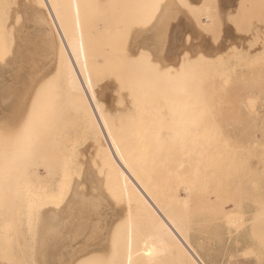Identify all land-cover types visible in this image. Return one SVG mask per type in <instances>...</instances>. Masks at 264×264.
<instances>
[{"label": "rangeland", "instance_id": "obj_1", "mask_svg": "<svg viewBox=\"0 0 264 264\" xmlns=\"http://www.w3.org/2000/svg\"><path fill=\"white\" fill-rule=\"evenodd\" d=\"M160 20L162 24L163 21L166 23L168 20L169 30L165 35L158 30ZM209 33L217 37L214 42L208 43L200 39ZM186 36H191L192 40L189 42L187 39H182ZM81 42L84 47L80 46ZM50 44L54 47H49ZM45 46L48 47L47 50H52V53L49 51L46 56H44ZM19 47L23 49L20 53H18ZM37 48L45 49L43 55L36 54ZM28 49H33L32 55L29 54ZM192 52L197 53L202 59L197 60L191 55ZM186 55L190 57L189 60L185 59ZM53 56L57 57V60L52 59ZM55 68L56 72L59 68V72L54 74ZM51 69H53L52 73ZM48 70L54 74L52 77L49 74L51 78L46 72ZM41 72L43 75L46 72L43 76L46 82L44 79L42 83L36 80L42 76ZM89 74L91 77L94 76L95 85L87 83ZM169 75L182 77V81L188 84L191 91L186 90L185 84L186 88L182 87L184 93L180 96L174 91L171 93L170 87L164 86ZM31 76L32 80H35L33 84L37 87L46 83L42 86L41 96L46 97L44 99L49 102L48 107H30V104L28 105L30 108L18 107L20 115L21 110L24 114L21 119L17 120L15 117L10 123L11 121L6 118L11 112L4 111L5 108L10 109L5 107L8 99L0 103L2 108L5 103L4 112L0 108L1 118L10 121L4 123L0 118L2 122L0 123V264H47L46 250L51 245L45 244L48 227L42 218V208L47 206L48 197L52 194V199L58 198L51 201V206L57 208L60 204L56 209L59 212L60 208H66L64 206H72V210L67 206L69 211H64L65 215L62 213L59 219L70 215L73 205L75 210L78 208V211H73L76 216L71 217V214L68 219L65 218V221L63 219L57 222L55 219V222L50 224L53 228L54 226L63 228L67 223L70 229L68 235L58 238L54 235L47 236L48 240L54 238L53 240L67 243L69 246V250L65 252L67 264H71L72 261L74 264H126L127 259L131 260L129 264H143L142 260L137 261L136 255L130 254L131 251L126 245L129 241L125 242V249L122 243L124 242L122 236L128 226L127 221L123 224L122 222L125 218L128 220L127 215L120 217L119 220L122 218L123 220L117 222L118 226L122 224L119 226L121 228H118L116 223L117 227H110L113 228V235L114 230L118 228L115 233L116 238L112 234L108 235L111 229L106 228L105 222L108 218L105 214L122 207L124 201L119 200L122 204L118 202L115 208V203L109 204L113 200H109L108 192L104 191L107 187L109 193L114 192L110 194L115 201L116 197L118 199L123 197L104 184L106 172L99 159L96 160L92 153L82 157V149L91 142L92 137L107 139L108 134H111L113 139H131L140 142V150L149 168L151 179L148 181L153 182L152 185L156 189L165 192L166 201L167 199L172 201L169 206L173 215L175 212L174 218L179 219L177 220L179 222L183 220L180 223L183 225L180 232L186 230L185 233L178 234L184 243V246L180 247L185 249L192 245L198 264H237V261L242 264H264V214H261L264 209V0H0V90L1 82L4 80L9 79L10 83L17 84L16 82ZM39 79L41 80V77ZM53 80L54 82L51 83ZM28 83L31 86L32 81L28 79ZM135 85L142 87L140 88L142 92L139 88L135 90ZM35 90L33 91L36 94ZM185 90L188 93H185ZM33 91L29 96L31 100L34 96ZM162 92L164 95L161 94ZM122 93V97L119 96ZM127 93L135 96L136 103L141 100L139 94L141 98L145 95L147 101L142 98V102L139 101L141 103L137 105ZM170 93L171 99H169ZM102 95L106 96L103 98ZM148 95L151 103L146 104ZM96 96L99 102L95 100ZM174 96L176 99L173 98ZM177 96L180 99H177ZM194 97L195 99H192ZM72 98L75 100L74 103L71 101ZM129 99L134 102L131 103ZM155 100L157 101L154 102ZM167 100L169 102L173 100V104L171 102L167 104ZM76 101L78 104L75 103ZM7 102L9 104V101ZM143 103L146 105L144 106ZM133 104L135 107L141 104L143 106V109L141 108L143 111L137 108L138 114L141 111L137 118L145 114L147 117L152 115L151 112L148 115L149 109L146 107L167 108L166 111L163 109L165 114L159 112L162 108L157 110V115L153 113L152 116L156 119L153 118L154 122L152 118L146 117H144L146 121L143 118V120L136 118L134 121L135 118H132L137 116V113L135 116L129 115V111L127 113L123 108L133 107ZM193 106L194 108H191ZM100 108L112 109L110 113L107 112L109 121L115 114L118 117L122 116L123 112L129 115L125 120L135 122L134 129H138L139 132H133L131 125L125 127L124 124L127 122L122 124L124 115L122 119L114 116L110 126H103L97 119L98 122L94 121V113ZM118 108L124 111L119 112L121 110ZM146 109L147 113L143 114ZM42 111H46L45 115L50 111L51 115L44 117ZM33 112L34 115L35 112L38 113L34 120L31 119ZM3 113L6 115L4 116ZM56 113L60 118L55 115ZM164 115L170 119H165ZM114 118L119 120L116 122ZM141 121L142 125H139ZM113 123L115 125H112ZM157 132L161 133L158 135ZM162 132L164 139L160 141L166 148L163 146L160 149L154 146L157 142V145L161 144L156 140L161 138ZM165 133H170L166 135L170 142L165 139ZM143 144L144 146H141ZM92 158L95 163H92ZM9 161L18 167L12 169L14 167L10 165L12 166L10 168ZM4 164L6 165L3 166ZM90 165L92 167L89 168ZM93 165L97 168L96 172L100 170L101 175L99 171V174L94 171ZM6 168L12 170L6 172ZM91 168L93 171L88 172ZM93 172L103 178L99 176L103 183L100 179L98 181L99 185L102 184L100 189L105 185L103 193L99 188L97 189L98 184L95 185L97 177ZM53 173L55 175L52 176ZM91 174L93 180L88 179L91 178ZM85 178V182L87 179L91 181L85 183L83 182ZM55 179L64 182L60 191L63 194L58 191L51 193L52 189H57ZM74 179L80 182L79 187L81 185L84 187H80L83 191L80 188L77 190L81 192V195H78L82 196L85 189L83 196L90 197L86 200L82 196L79 199L82 204L75 203L77 208L74 202L78 200L72 201L73 194L70 197L71 192L73 193ZM93 186L96 189L93 190ZM86 187H90L89 190L92 188L91 190L96 193L91 190L89 192ZM99 190L100 195L95 198L94 194ZM211 191L215 192L211 193ZM104 193L107 194L105 196L109 203ZM8 198L13 200L10 202L15 206L6 202ZM67 200L73 204L66 205ZM84 201L89 203L86 205ZM59 202L62 203V207ZM7 205H12L14 209ZM103 217L106 218L105 221ZM133 217L128 218L131 220ZM133 220L134 223L138 222V219ZM232 220L235 222V227L238 226L240 229L232 226ZM60 224L61 226H58ZM254 230L255 233L259 231L257 233L259 238H256ZM102 232L104 242H108L106 239L109 236H113L114 240L118 241L113 242V245L109 242L112 247L114 246L115 251L110 247L114 252L106 247L110 246L105 245L106 243L103 247H99L101 251L96 250L99 241L103 245L101 236L99 237ZM111 238L109 237L110 240ZM184 239L187 242L183 241ZM166 244L169 250L168 241ZM80 245L83 246L81 251L76 247ZM105 247L107 249H104ZM164 249L166 252L165 247ZM110 256L115 258L112 259L113 262ZM161 262L176 264V260L171 255H167L159 263Z\"/></svg>", "mask_w": 264, "mask_h": 264}, {"label": "bare ground", "instance_id": "obj_2", "mask_svg": "<svg viewBox=\"0 0 264 264\" xmlns=\"http://www.w3.org/2000/svg\"><path fill=\"white\" fill-rule=\"evenodd\" d=\"M30 1V0H29ZM32 3V2H31ZM24 6V5H23ZM29 6V5H28ZM20 7H21V5H20ZM19 9V8H18ZM28 9V8H27ZM30 9V8H29ZM25 15H27V14H25ZM161 17V16H160ZM161 20H163V19H161ZM160 20V21H161ZM165 20V19H164ZM168 21V20H167ZM166 21V23H165V21H163V24H162V21H161V23H159L158 25H159V27H158V30L160 31V33L161 34H163V35H165L166 33H167V30H169V28L167 27V22ZM157 24V23H156ZM81 40V39H80ZM32 44V43H31ZM34 45V44H33ZM33 45H32V47H33ZM48 45V44H47ZM50 46H53V44L51 45H49V47ZM80 46L81 47H84V44L81 42L80 43ZM28 47H31V45H28ZM46 47V46H45ZM44 47V48H45ZM54 47V46H53ZM55 47H56V45H55ZM40 49V48H37L36 49V54L37 55H39V54H42V52H44L43 50H45V49ZM47 48L48 47H46V51L44 52L45 54H44V56H46L47 55V53L49 52V53H52L51 51L52 50H47ZM52 48V47H51ZM19 52L18 53H20L23 49L21 48V47H19ZM53 50H55V49H53ZM4 52V51H3ZM28 52H29V54L30 55H32L33 54V49H28ZM54 53V52H53ZM58 53H59V51H58ZM168 53H169V51H168ZM55 54V53H54ZM53 54V55H54ZM64 54V53H63ZM174 55H175V53H173ZM43 55V54H42ZM41 55V56H42ZM50 56L52 55V54H49ZM62 55V54H61ZM44 56H43V58H44ZM56 56H57V52H56ZM54 58H52V59H56L57 60V57H55V56H53ZM50 57L48 56V59H49ZM44 59H46V58H44ZM51 62H54V60H51ZM56 63H57V61H55ZM97 63H99V62H97ZM55 66V65H54ZM53 67V66H52ZM51 67V68H52ZM56 67V66H55ZM54 68V67H53ZM52 70L53 69H51V73H52ZM49 71V70H48ZM48 71H46L47 72V74L49 75H51V77H52V75H54L55 73H57V72H59V68H58V70H57V72H56V68H55V70H53V72H54V74H51L50 73V71L48 72ZM46 72H44L45 74L43 75V73L41 74L42 76H39L38 77V75H37V77H38V79L41 77V80L39 79H36L39 83H42V80L44 79V77L43 76H45L46 75ZM36 74V73H35ZM34 74V75H35ZM38 74V73H37ZM40 74V73H39ZM33 75V74H32ZM50 75H49V78H51L50 77ZM57 76V75H56ZM55 76V77H56ZM33 77H35V76H33ZM47 77V76H46ZM88 79H87V83L89 84H92V85H95V80H94V76L93 77H91L90 76V74L88 75ZM54 78V77H53ZM28 79H29V81H32V83H31V86L29 85V83H28ZM34 79V78H33ZM182 77H180V76H173V75H169V76H167L166 77V80H165V82L167 83V85H166V83H165V85L164 86H167L172 92L171 93H173V91L175 92V94L176 95H178V96H180L182 93H184V88H186V90L187 91H189V86H188V84H186L185 82H183L182 81ZM45 81L44 82H46L47 80L46 79H44ZM55 80V79H54ZM54 80L51 82V83H53L54 82ZM109 80V79H108ZM35 81V80H34ZM33 80H32V76H31V78H23L20 82H16L17 84H12V83H10L11 81L8 79L7 81H3V82H1V84H2V89L0 90V103H2V101L4 102V100L5 99H8L7 101H9V104H8V102L6 101V105L7 106H5V107H8V108H10L9 110H6V108L4 107V104H3V108H2V105H1V107L0 108H2L1 110H2V112H4V111H9V112H11L10 114H7L8 115V118H6V120H10V121H6V123L7 122H10V123H12V121H13V119L16 117L17 118V120L18 119H21V116H22V114H24V111L22 112V110H21V115H20V111L18 110V107H35V106H38V107H46L47 105H49L48 103V101L47 100H45L44 98H46V97H44L43 98V96H41L42 95V86L44 85V84H46V83H43V84H40V86L38 85V87H37V85H35V84H33V82H34ZM36 83V82H35ZM110 83V82H109ZM5 86H4V85ZM7 84V85H6ZM98 84H100V83H98ZM97 84V85H98ZM103 84V83H102ZM185 84L187 85L186 87H185ZM34 85L37 87V91L35 90L36 88L34 87ZM104 85V84H103ZM112 85V84H111ZM52 86H54L53 84H52ZM124 86V85H123ZM184 86V87H183ZM40 87V88H39ZM103 87V86H102ZM119 87H121V85H119ZM118 87V88H119ZM131 87V86H130ZM182 87H183V89H182ZM39 88V89H38ZM132 88H133V86H132ZM136 88H139L138 87V85L136 86L135 85V87H134V89L136 90ZM141 89H142V87H140ZM140 88H139V91H141L140 90ZM131 89V88H130ZM165 89H167V88H165ZM33 90H35L36 91V94L34 93V91ZM119 90V89H118ZM117 90V91H118ZM125 90V89H124ZM134 90V91H135ZM185 90V93L187 92ZM32 91H33V97H31V98H33L32 100L30 99V97L29 96H31L30 94L32 93ZM103 91V90H102ZM129 91V90H128ZM168 90H166V92H167ZM190 91H191V89H190ZM123 92V91H122ZM125 92V91H124ZM131 92H133V91H130V93ZM136 92H138V91H136ZM142 92V91H141ZM170 92V91H169ZM195 92V91H194ZM97 93V92H96ZM102 93V92H101ZM104 93H106V92H103V94ZM164 92H162L161 94H163ZM171 93H170V95H169V97L171 96ZM188 93V92H187ZM199 93V92H198ZM117 94V93H116ZM127 94H129V93H127ZM144 94H145V92H144ZM146 94H148V93H146ZM156 94H158L159 95V93H156ZM161 94H160V96H161ZM167 94V93H166ZM195 94V93H194ZM97 95V94H96ZM122 95H123V93L121 94V95H119V96H121L122 97ZM130 96H131V98H133V100L135 101L136 99H134L135 98V96L133 95L132 96V94H129ZM136 95H137V93H136ZM164 95V94H163ZM175 95V96H176ZM184 95H188V94H184ZM75 96V95H74ZM106 96V95H105ZM104 95H102V97L104 98L105 97ZM130 96H129V98H130ZM141 95L139 94V98L142 100V98L144 99L145 98V95H144V97H140ZM153 96V95H152ZM159 96V97H160ZM166 97H167V95H165ZM164 96V97H165ZM172 96H173V94H172ZM173 97V98H175L176 99V97ZM177 96V99L179 98ZM99 97H100V95H99ZM187 97V96H186ZM189 97V96H188ZM191 97V96H190ZM196 97V96H195ZM195 97L194 98H192V99H195ZM200 97V96H199ZM74 99H75V97H73ZM72 98V102L73 101H75L74 99ZM153 98V97H152ZM172 98V99H173ZM198 98V97H197ZM203 98V97H202ZM202 98H201V100H202ZM114 99V98H113ZM126 99H127V97H126ZM146 99V101H147V97L145 98ZM156 99V98H155ZM157 99H159V98H157ZM161 99V98H160ZM163 99V98H162ZM168 99V98H167ZM169 99H171V97L169 98ZM168 99V100H169ZM174 99V100H175ZM180 99V98H179ZM95 100L97 101V102H99V98H98V96H96L95 97ZM130 100V99H129ZM132 100V101H133ZM141 100H139V101H141ZM150 100H151V94H150ZM149 100V95H148V102H146L145 100V102H146V104H148V103H151V102H149L150 101ZM165 100V99H164ZM167 100V101H168ZM186 100H187V98H186ZM189 100H190V98H189ZM189 100H188V102H189ZM200 100V101H201ZM258 100V99H257ZM119 101V100H118ZM121 101V100H120ZM133 101V102H134ZM138 101V103H136V101L134 102V103H136L137 105H139L141 102H139ZM143 101V102H144ZM157 100H155L154 102H156ZM172 101L173 100H171L170 102L172 103ZM179 101V100H178ZM181 101V100H180ZM193 101V100H192ZM31 102V103H30ZM65 102V101H64ZM121 102H124V101H121ZM130 102H131V100H130ZM133 102H131V103H133ZM164 102H166V100L164 101ZM164 102H160V103H164ZM169 101H168V103L167 104H169L170 103ZM175 102V101H174ZM191 102V101H190ZM194 102V101H193ZM196 102L197 101H195V104H196ZM254 102H256V101H254ZM74 103V102H73ZM76 104H78L77 103V101L75 102ZM115 103V102H114ZM118 103V102H117ZM127 103H128V100H127ZM201 103V102H200ZM199 103V104H200ZM251 103V102H250ZM30 104V105H29ZM46 104V105H45ZM129 104V103H128ZM146 104H144L143 103V105L145 106ZM165 104V103H164ZM163 104V105H164ZM173 104V103H172ZM178 104H180V102L178 103ZM203 104V103H202ZM252 104H253V102H252ZM251 104V105H252ZM29 105V106H28ZM55 105V104H54ZM134 105V104H133ZM142 105V104H141ZM140 105V106H141ZM192 105V104H191ZM132 106V105H131ZM135 107V105L133 106V107H123V108H125L126 109V111H127V113H128V111H129V115H136V113L138 112L137 111V108L139 109H141L143 106H141V107ZM166 106V105H165ZM185 106V105H184ZM190 106V104H188V107ZM196 106V105H195ZM198 106V105H197ZM249 106H250V104H249ZM256 106V105H255ZM29 107V108H30ZM48 107V106H47ZM179 107V106H178ZM187 107V106H186ZM206 107V106H205ZM251 107H253L254 109H255V107L252 105ZM5 108V109H4ZM117 108V107H116ZM147 109H149V112H148V115H149V113L151 112L152 113V115L154 116V114L155 115H157L158 113H157V110L160 108V110H161V108L162 107H157L158 109H156V107H146ZM154 108H155V110H154ZM167 107H165V109H166ZM185 108V107H184ZM191 108H194V106L193 107H191ZM203 108V107H202ZM3 109H4V111H3ZM97 109V108H96ZM99 109V108H98ZM112 109H114L113 107H112ZM112 109H110V110H108V108H104V110L102 111L101 110V108H100V110H96V112H95V109L93 110V113H94V116H93V118L95 119L94 121H96V119L97 120H99L100 122V124H102L103 126H106V125H111L110 124V121H112L111 119L115 116H117L115 113H113V114H115L111 119H110V121H109V119L107 118V112H109L110 113V111L112 110ZM119 109V108H118ZM136 109V110H135ZM143 109V108H142ZM141 109V110H142ZM146 109V111L143 113V114H145V113H147V110ZM151 109V110H150ZM163 109H164V107L162 108V111H159V112H164V111H166L165 109H164V111H163ZM11 110V111H10ZM29 110V109H28ZM119 110H121V109H119ZM130 110H132L131 111V113H130ZM152 110H154V112H152ZM115 111H117V110H115ZM124 110H121V111H119V112H123ZM136 111V112H135ZM143 111V110H142ZM156 111V112H155ZM9 112H6V113H9ZM62 112V111H61ZM64 112V111H63ZM113 112V111H112ZM118 112V113H119ZM141 112V111H140ZM140 112H139V114L137 113V116H135V117H133L132 119H134V121L136 120V118L137 117H139L138 115H140ZM182 112V111H181ZM192 112V111H191ZM190 112V113H191ZM198 112V111H197ZM207 112V111H206ZM209 112V111H208ZM0 113H1V111H0ZM6 113H3V115L5 114L6 115ZM41 113H44L43 114V116L46 114V111H42ZM51 112L49 111V113L48 114H50ZM57 113H58V111H57ZM55 114L57 117H59V115L58 114ZM154 113V114H153ZM157 113V114H156ZM167 113H168V115L170 116V112H168V109H167ZM180 113V112H179ZM194 113H195V111H194ZM32 114V113H31ZM38 115V113L37 112H35V115ZM48 114L47 115H45V116H48ZM53 114V113H52ZM123 115H124V117H122V116H117V118H119V119H122L123 118V120L124 121H122V120H120V121H122V124H124V123H126L128 120H125V119H127V117L129 116H127V114L125 115V113L123 112L122 113ZM161 114V113H160ZM163 114H165V113H163ZM205 114V113H204ZM209 114H210V112H209ZM208 114V115H209ZM4 115V116H5ZM35 115H34V112H33V115H32V117H31V119L32 120H34L35 119ZM42 115V114H41ZM51 115V114H50ZM54 115V116H55ZM119 115V114H118ZM147 114H145L144 116H142V117H140L141 119L143 118L144 119V117H146L147 119H149V118H152V122H154V117L151 115H149V117H147L146 116ZM162 115V114H161ZM197 115H199V113L197 114ZM1 116L2 115H0V118H1ZM39 116H40V112H39ZM38 116V118L39 119H41L42 120V118H40ZM42 116V117H43ZM44 116V117H45ZM54 116H53V118H54ZM56 116H55V118L54 119H56ZM97 116V117H96ZM100 116V117H99ZM125 116H126V118H125ZM165 116V119L166 118H168V117H166L167 115H164ZM193 116H194V114H193ZM192 116V117H193ZM211 116H213V114L211 115ZM61 117H64V116H61ZM122 117V118H121ZM156 117V116H155ZM158 117H159V115H158ZM161 117V116H160ZM186 118H187V116H185ZM195 117H196V115H195ZM34 118V119H33ZM60 118V117H59ZM99 118V119H98ZM140 118H137V119H139V120H141ZM146 118L144 119L145 121H146ZM154 118V119H153ZM179 118V117H178ZM188 118H190V117H188ZM202 118H204V117H202ZM212 118V117H211ZM1 119H3V118H1ZM5 119V118H4ZM4 119L2 120V121H4ZM28 119V118H27ZM44 120H46V118H43ZM115 119V118H114ZM113 119V120H114ZM118 119V120H119ZM130 119H131V117H130ZM142 119V120H143ZM168 119H170V118H168ZM193 119V118H192ZM59 120V119H58ZM68 120V119H67ZM116 120V119H115ZM118 120H116V122L118 121ZM139 120H138V122H139ZM156 120V119H155ZM159 120V119H158ZM190 120V119H189ZM196 120V123H197V119H195ZM5 121H4V123H5ZM37 121H39V120H37ZM36 121V122H37ZM150 121V123H151V120H149ZM185 121V120H184ZM40 122H42V121H40ZM96 122H98V121H96ZM114 122V121H113ZM0 123H2L1 121H0ZM119 123V122H118ZM117 123V125H119ZM128 123H130V124H128ZM135 123V122H134ZM134 123H132L130 120H129V122H127L126 124H124L125 125V127H126V125H127V127L128 126H130L131 125V127H133L132 128V130H133V132H135L136 131V133L137 132H139L138 131V129L136 130V129H134V127H136V126H133V124ZM140 123V122H139ZM161 123H163V122H161ZM166 123H168V122H166ZM204 123V122H203ZM121 124V123H120ZM154 124H156V123H154ZM153 124V125H154ZM112 125H115L114 123L112 124ZM136 125H138L137 123H136ZM139 125H142V121H141V124H139ZM158 125V124H157ZM166 125V124H165ZM192 125H194V124H192ZM196 125H198V124H196ZM201 125V124H200ZM156 126V125H155ZM162 126H164V125H161V127ZM195 126V125H194ZM131 127H129V129L131 128ZM147 127V126H146ZM152 127V126H151ZM174 127V126H173ZM188 127V126H187ZM189 127H190V125H189ZM198 127V126H197ZM206 126L204 125V128H205ZM137 128H138V126H137ZM140 128H141V126H140ZM148 128H149V126H148ZM159 128V127H158ZM194 128V127H193ZM208 128V127H207ZM160 129V128H159ZM163 129H164V127H163ZM194 129H197V128H194ZM202 129V128H201ZM206 129V128H205ZM128 130V129H127ZM132 130L130 129V133L132 134L133 132H132ZM193 130V129H192ZM198 130V129H197ZM145 131V130H144ZM165 131V130H164ZM187 131V130H186ZM196 131V130H195ZM165 132H168L167 130L165 131ZM170 132V131H169ZM171 132H172V130H171ZM181 133L183 132V131H180ZM203 132V131H202ZM126 133V132H125ZM147 133H151V132H147ZM161 132H159V134H160ZM157 134H158V132H157ZM158 134V135H159ZM170 134V133H169ZM169 134H167V133H165V137H166V135H169ZM172 134V133H171ZM164 135V133L162 132V136ZM182 135V134H181ZM199 135V134H198ZM206 135V134H205ZM211 135V134H210ZM137 136H139L138 134H137ZM146 136V135H145ZM150 136V135H149ZM162 136H161V138L159 139V140H156V141H160L161 139H164V136H163V138H162ZM172 136V135H171ZM153 137V136H152ZM107 139H97V138H94V137H92L91 138V142L87 145V146H85L83 149H82V157H84V156H89V153H92V155L96 158V160L97 159H99L100 161H101V164H102V167L105 169V174H106V176H105V179L103 180V181H105L104 182V184L107 186H109L112 190L111 191H115V192H117L118 194H120L122 197H123V199H118L117 197L115 198V199H117L116 201L114 200V198L113 197H111V194L110 193H114V192H110L109 193V191H107L108 189H107V187H106V190L104 191L103 190V186H104V188H105V185H103L102 186V189H100V185H102V184H100L99 185V183H98V181H100V182H102L103 183V181H102V177L100 176L101 175V173H100V170H98L99 171V173H100V177L102 178V179H100L99 178V176H97V174H99L98 173V171L96 172V169L97 168H95V164L93 165V167L95 168V172L97 173H95V172H93L94 174L93 175H95L97 178H98V180H96L97 178L94 176V178H96L95 179V181H97V182H95L96 184L95 185H97L96 187H97V189L99 188L100 190H101V192L102 191H104V192H108V195L106 194V193H104L103 195H104V197H105V199H106V197L108 196L109 197V200H113V201H110V203L108 202V200L106 199V201L109 203V204H111L112 202L113 203H115L113 206L116 208V204L119 202V203H121L122 204V202L124 203V205L122 204V207H117L116 209H113V210H111V211H109V212H107L105 215H106V217L108 218L107 220H106V224H107V226H106V228H108L109 227V229H111V231H112V233H111V231H109L108 233V235H110V234H112L113 235V228H110V227H113V226H116V224H117V222L118 221H122L123 220V218H122V220H119V219H121L120 217H124L125 215H127V219L128 220H126V218L124 219L125 221H123L122 222V224L123 223H125L126 221L128 222V226H127V228H126V231H125V233H124V235L122 236V237H124L123 239H124V242H122V241H119V242H122L123 244H124V249H125V242L126 241H129V244H126L127 246H128V249H129V251H131V255L132 256H134V255H136L137 256V261L138 260H142L143 261V264H160L159 262L160 261H162V259L163 258H165L167 255H171V256H173V258L176 260V264H177V262L179 263V264H198L199 262H197V260L195 259V249H194V247L191 245V246H189L190 244H187V246H189V247H185V249H183L184 247H180L181 245L182 246H184L183 244V242L180 240V238H179V235L178 234H180V233H183L184 231H186V230H183L182 232H180L181 231V225H180V223L181 222H183V220L181 221L180 220V222L179 221H177V220H179V219H176V218H174L175 216V212H174V215H173V213H172V211H171V209H170V206H169V204L172 202H170V199H167V201L165 200L166 199V197H165V192L163 191V190H158V189H156V187H154L153 185H152V183L151 182H149L148 180L149 179H151L150 178V176H149V173H148V170H149V168H148V164L146 163L147 161H145V158H144V155L142 154V151L140 150V145H139V143L140 142H138V140H120V139H113L112 138V135L111 134H108L107 135V137H106ZM145 138H147V137H145ZM154 139H155V137H153ZM169 137H166L165 139H168ZM212 138V137H211ZM127 139V138H126ZM142 139H143V137H142ZM150 139H152V138H150ZM154 139H153V141H154ZM141 140V138L139 139V141ZM144 140V139H143ZM169 140V139H168ZM179 140V139H178ZM149 141V140H148ZM151 141V140H150ZM166 141V140H165ZM145 142H147V141H145ZM169 142H170V140H169ZM76 143V142H75ZM158 143V142H157ZM157 143H156V145L154 146V147H159L160 149H161V147L163 148V146L165 145V144H163L162 145V143H161V141H160V145L158 144L157 145ZM209 143V142H208ZM227 144V143H226ZM145 145H146V143H145ZM162 145V146H161ZM171 145V144H170ZM141 146H144V144L143 145H141ZM172 146V145H171ZM165 148H166V146H164ZM169 147V146H168ZM173 147V146H172ZM73 148V147H72ZM176 148V147H175ZM93 149V150H92ZM141 149H143V148H141ZM156 149V148H155ZM168 149V148H167ZM147 150V149H146ZM150 150V149H149ZM154 150V149H153ZM141 151V152H140ZM161 151V150H160ZM146 152V151H145ZM169 152V151H168ZM208 152V151H207ZM149 154H151L150 152H148ZM157 153V156L159 155L158 154V152H156ZM154 154H155V152H154ZM5 156V155H4ZM3 156V157H4ZM92 156V157H93ZM155 156V155H154ZM157 156H156V158H157ZM153 157V156H152ZM8 158V157H7ZM91 158V157H90ZM4 159H6V158H4ZM93 159V158H92ZM152 159H154V158H152ZM11 160V159H10ZM98 160V161H99ZM12 161V160H11ZM19 161V160H18ZM149 161V160H148ZM162 161V160H161ZM207 161V160H206ZM218 161V160H217ZM92 162V161H91ZM5 163V162H4ZM10 163V164H9ZM9 163H8V165L10 166V165H12L14 168H12V166H10V168H12V169H15V168H17L18 166H16V164L15 163H13V164H11V162L9 161ZM19 163V162H18ZM92 163H95L94 162V159H93V162ZM91 163V164H92ZM15 164V165H14ZM97 164H98V162H97ZM170 164V163H169ZM181 164V163H180ZM204 164V163H203ZM6 164H4L3 166H5ZM99 165V164H98ZM181 165H183V163L181 164ZM100 166V165H99ZM90 167H92L91 165L89 166V168ZM149 167H152V166H149ZM159 167V166H158ZM230 167V166H229ZM7 169L6 168V172H8V170H12V169ZM1 169H3V168H1ZM99 169V168H98ZM151 169V168H150ZM157 169H159V168H157ZM5 170V169H4ZM163 170V169H162ZM91 171H93V169L91 168V170H89L88 169V172H91ZM206 171V170H205ZM1 172H3V171H1ZM102 172V171H101ZM104 174V175H105ZM153 174V173H152ZM155 174V173H154ZM159 174V173H158ZM2 175V174H1ZM50 174H48V176H49ZM52 176L53 175H55V173H53V174H51ZM52 176H50L51 178H52ZM87 176H88V174H87ZM91 176V178L89 177H86V178H88V179H92V174L90 175ZM159 176H161V175H159ZM86 178L83 180V182H85V180H86ZM162 178V177H161ZM65 179V178H64ZM88 179H87V181H88ZM100 179V180H99ZM56 180V184H57V189H52L51 190V193H54V192H60L61 191V189H63L62 188V184L64 183L62 180H58V179H55ZM54 180V181H55ZM76 180H78V178L76 177ZM76 180L74 179V182H73V184H72V191H73V193L71 192V194H70V197H72L71 195L73 194V202H74V200L76 201V200H78V201H76V202H74V204L75 203H78L79 202V199H81L82 198V196L84 195V193H85V189H84V192H82L83 194H82V196H80L81 194V192L80 191H78L77 192V190H79V188L82 186H80L79 187V185H80V182L78 183V181L76 182ZM93 180V179H92ZM80 181V180H79ZM86 181V182H87ZM91 181V180H90ZM90 181H88V182H90ZM50 182H53V181H50ZM82 182V181H81ZM82 182V183H83ZM85 182V183H86ZM81 183V184H82ZM93 182H91V184H92ZM163 183V182H162ZM204 183V182H203ZM87 184H89V183H87ZM89 186H92V185H89ZM66 188V187H65ZM82 188H84L83 186H82ZM82 188H80V190L82 189ZM86 188H88V187H86ZM90 188V187H89ZM89 188L87 189V190H89ZM94 186H93V190H94ZM70 189V188H69ZM92 189V188H91ZM90 189V190H91ZM96 189V188H95ZM86 190V191H87ZM90 190H89V192H90ZM93 190H91L92 192H93ZM100 190H99V192L97 193V194H94V195H96V196H94L95 198L97 197V195L100 193ZM70 191V190H69ZM82 191H83V189H82ZM98 191V190H97ZM185 191V190H184ZM63 192V191H62ZM91 192V193H92ZM186 192V191H185ZM188 192V191H187ZM213 192H215V191H211V193H213ZM217 192V191H216ZM61 193V192H60ZM93 193H96V191L95 192H93ZM93 193H92V195H93ZM103 193V192H102ZM101 193V194H102ZM170 193V192H169ZM61 194H63V193H61ZM78 194H80V195H78ZM88 194V193H87ZM105 194L107 195V196H105ZM2 195H4V193L2 194ZM53 195V194H52ZM51 195V196H52ZM57 195V194H56ZM91 195V196H92ZM100 195V194H99ZM98 195V196H99ZM110 195V196H109ZM51 196L50 197H48V200H47V206H45V207H41L42 209H43V216H42V218H43V221L45 222V225L48 227V230H47V228H45L44 230L46 231L47 230V234H46V239H47V241L45 242V244L46 245H48V244H50L51 246L50 247H47L48 249L46 250L47 251V264H67L68 263V261H67V255L65 254V252H66V250H69L68 249V247L69 246H67V243L66 242H63V241H56V239L55 240H53L54 238H51L50 240H48V237L47 236H50V235H54L55 237H62V236H66V235H68L69 234V232H70V229H68V224L67 223H65L66 225L65 226H63V228H60V227H58V228H56L55 226H54V228H56V229H54L52 226H50V224L51 223H54L55 221V219H57V222H58V220H59V222H60V220L62 221L63 219V221H65L66 219H68L69 218V216H71V214H72V216L71 217H73V215L74 216H76L75 214H74V212L75 211H78V208H77V205H79V204H82V203H78L77 205H76V208H77V210H75L74 209V205H73V211H72V213L71 212H69V214L70 215H67V216H63L62 217V219H59L60 217L59 216H61L62 215V213L64 214V211H66L67 210V204L69 203L70 204V202L68 201H66L67 203H66V205L67 206H64V207H66L65 209H63V208H60V212L58 211V210H56V209H58V207L60 206V204H59V206L56 208H54L53 206H51L52 205V200H57V198L56 199H54L55 197H53V199L51 198ZM55 196V195H54ZM58 196H61V195H58ZM102 196V195H101ZM114 196V195H113ZM188 196V195H187ZM210 196H212V195H210ZM84 197V199L86 198V196H83ZM88 197L89 196H87V198H86V200L88 199ZM103 197V198H104ZM111 197V198H110ZM207 197V196H206ZM59 198H63V197H59ZM72 198H69V200H71ZM90 198V197H89ZM1 199H3L2 197H1ZM11 199H13L12 198V196H11ZM10 198H8V201H6V202H9V204L10 203H12V202H10V200H11ZM177 199H178V197H177ZM215 199V198H214ZM17 200V199H16ZM102 200H104V199H102ZM119 200H121V201H119ZM179 200V199H178ZM209 200V199H208ZM211 200V199H210ZM11 201H13V200H11ZM59 201V200H58ZM89 201V200H88ZM86 202V201H84V203L86 202V205L89 203V202ZM115 201V202H114ZM212 201V200H211ZM82 202V201H81ZM98 202V201H97ZM230 202V201H229ZM54 203V202H53ZM59 203H61V202H59ZM95 203V202H94ZM107 203V204H108ZM176 203V202H175ZM231 203V202H230ZM229 203V204H230ZM71 204H73L72 202H71ZM71 204H70V206H71ZM241 204V203H240ZM12 205L13 206H15L13 203H12ZM12 205H7V206H9V208H13V206ZM84 205V204H83ZM55 206V205H54ZM81 206V205H80ZM79 206V207H80ZM92 206V205H91ZM90 206V207H91ZM109 206V205H108ZM118 206V205H117ZM171 206H172V204H171ZM61 207H62V203H61ZM69 207V206H68ZM84 207V206H83ZM69 208H71L70 210H72V206L71 207H69ZM69 208H68V210H67V212L69 211ZM212 208V207H211ZM14 209V208H13ZM62 209V210H61ZM177 209V208H176ZM176 209H174V210H176ZM41 211V210H40ZM178 211H179V209H178ZM177 212V211H176ZM261 212H263V213H261L262 215L264 214V209H263V211H261ZM39 214H41V213H39ZM85 214V213H84ZM83 214V215H84ZM87 214V213H86ZM85 214V215H86ZM177 214V213H176ZM65 215V214H64ZM258 215H260V214H258ZM257 215V216H258ZM40 216V215H39ZM88 216V215H87ZM132 217V216H134L131 220L128 218V217ZM177 216V215H176ZM181 216V215H180ZM231 216H233V215H231ZM86 217V216H85ZM100 217H102V216H100ZM126 217V216H125ZM183 217V216H182ZM236 216L234 215V218H235ZM256 217V216H255ZM260 217H263V216H260ZM37 218V217H36ZM41 218V219H42ZM66 218V219H65ZM178 218V217H177ZM233 217H232V219H234ZM239 218V217H238ZM241 218H242V216H241ZM259 218V217H258ZM257 218V219H258ZM40 219V218H39ZM102 219V218H101ZM100 219V220H101ZM103 219H104V221H105V219L106 218H104L103 217ZM102 219V220H103ZM133 219H138V222L137 223H134V220ZM176 219V220H175ZM263 219H264V217H263ZM239 220H241V219H239ZM239 220H238V222H239ZM259 220H261L262 221V219L261 218H259ZM188 221V220H187ZM233 221V220H232ZM241 221H243V220H241ZM255 221H256V219H255ZM258 221V220H257ZM264 221V220H263ZM262 221V222H263ZM101 223H102V221H100ZM100 222H98V223H100ZM126 222V223H127ZM186 222V221H185ZM261 222V223H262ZM116 223V224H115ZM237 223V222H236ZM241 222H239V224H240ZM122 224H119V226H122ZM231 224V223H230ZM235 222L233 221V223H232V226H234L235 227ZM243 224V223H242ZM264 224V223H263ZM263 224H262V226H263ZM237 225H238V223H237ZM241 225V224H240ZM254 225H256V223L254 224ZM261 225V224H260ZM44 226V225H43ZM45 226V227H46ZM58 226H61V224L60 225H58ZM117 226H118V224H117ZM116 226V227H117ZM118 226V228H121V227H119ZM183 226V225H182ZM189 226V225H188ZM103 227V226H102ZM237 228H239L238 226H236ZM235 227V228H236ZM258 227H259V225H258ZM54 229V231H53V229ZM117 228V229H118ZM255 228V227H254ZM257 228V227H256ZM262 228V227H261ZM116 229V230H117ZM144 229L146 230L145 232H144ZM160 229V230H159ZM240 229V228H239ZM260 229V228H259ZM42 230V229H41ZM105 230V229H104ZM116 230H114V232L116 233ZM16 231V230H15ZM14 231V232H15ZM36 231H37V229H36ZM40 231V230H39ZM103 231V230H102ZM188 231V230H187ZM255 231L256 230H254V233H255ZM264 231V230H263ZM40 232H42V231H40ZM55 232H56V234H55ZM101 232V231H100ZM259 231H257V233H258ZM262 232V231H261ZM16 233V232H15ZM67 233V234H66ZM114 233V238H116L115 236H117L116 234ZM185 233V232H184ZM188 233V232H187ZM257 233H255L256 234V236H257ZM44 234V233H43ZM101 234V233H100ZM123 234V233H122ZM166 234H168V235H166ZM255 234H254V236H255ZM263 234V233H262ZM16 235V234H15ZM104 234H103V232H102V234L101 235H99V237L101 236V241H102V243H103V245L101 244V242L99 241L98 242V244H99V246H97L98 248H96V250L98 249V251H99V247H103L104 246V243H106L105 245H107V244H109L110 245V243H111V245H113L114 243L113 242H115V243H117L115 240H114V238H113V236H109V237H112L111 238V240H112V242H111V240L109 239V237L106 239V241H108V242H104V236H103ZM165 235H166V237H165ZM184 235V234H183ZM183 235H181V236H183ZM186 235V234H185ZM264 235V234H263ZM44 236H45V234H44ZM119 236V235H118ZM260 236H262L261 234H260ZM98 237V236H97ZM121 237V238H122ZM168 237H169V239H168ZM264 237V236H263ZM183 238H185V236L183 237ZM182 238V239H183ZM256 238H259L258 236L256 237ZM261 238V237H260ZM122 239V240H123ZM168 241V245L170 246L169 247V250H167L168 248L166 247V242ZM183 241H186V239H184ZM260 241V240H259ZM50 242H55V243H50ZM110 242V243H109ZM187 242V241H186ZM121 243V244H122ZM264 243V242H263ZM122 244V245H123ZM166 244V245H165ZM106 246V247H111L113 250H114V246L112 247V246ZM121 245V246H122ZM17 246H18V244H17ZM78 249H79V251H81L82 249H83V246L82 245H80V246H76ZM104 248V249H107V248ZM164 247L166 248V252L168 251V254H166V252H165V249H164ZM172 247H173V249H172ZM108 248V249H109ZM110 248V249H111ZM117 248V247H116ZM115 248V249H116ZM175 248V249H174ZM77 249V250H78ZM112 249H111V252H114V251H112ZM122 249V248H121ZM123 249V250H124ZM117 250L119 251V249L117 248ZM174 250V252H172ZM100 251H101V249H100ZM106 251H110V250H106ZM107 252V253H108ZM251 252V251H250ZM117 254H119V252L117 253ZM166 254V255H165ZM112 256H113V254H112ZM112 256H110V260L113 262V258H112ZM196 256H198V255H196ZM115 257H117L116 255H115ZM109 259V258H108ZM115 259V258H114ZM110 261V262H111ZM131 262V260H129V259H127L126 260V264H129ZM72 263H73V261H72ZM71 263V264H72ZM165 263V262H164ZM163 262H161V264H164ZM172 263V262H171ZM6 264V263H5ZM74 264V263H73ZM111 264V263H110ZM167 264V263H166ZM204 264V263H203Z\"/></svg>", "mask_w": 264, "mask_h": 264}, {"label": "snow or ice", "instance_id": "obj_3", "mask_svg": "<svg viewBox=\"0 0 264 264\" xmlns=\"http://www.w3.org/2000/svg\"><path fill=\"white\" fill-rule=\"evenodd\" d=\"M182 39H187V41L190 42V41L192 40V37H191V36H186V37H183ZM200 39L205 40V41L208 42V43H212V42H214V40L217 39V37L214 36V34L209 33L207 36L201 37ZM189 51H191V49H189ZM191 55H192L193 57H195L197 60L202 59V57L199 56V55H198L197 53H195V52H192ZM185 59H186V60H189L190 57H188V56L186 55V56H185ZM237 264H242V262L237 261Z\"/></svg>", "mask_w": 264, "mask_h": 264}, {"label": "crops", "instance_id": "obj_4", "mask_svg": "<svg viewBox=\"0 0 264 264\" xmlns=\"http://www.w3.org/2000/svg\"><path fill=\"white\" fill-rule=\"evenodd\" d=\"M184 23V22H183Z\"/></svg>", "mask_w": 264, "mask_h": 264}]
</instances>
